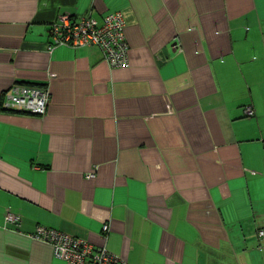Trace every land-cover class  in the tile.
<instances>
[{"label": "crops", "instance_id": "1", "mask_svg": "<svg viewBox=\"0 0 264 264\" xmlns=\"http://www.w3.org/2000/svg\"><path fill=\"white\" fill-rule=\"evenodd\" d=\"M117 12L127 68L49 49L60 17ZM16 84L44 116L3 108ZM40 227L126 264H264V0H0V264H72Z\"/></svg>", "mask_w": 264, "mask_h": 264}, {"label": "built area", "instance_id": "2", "mask_svg": "<svg viewBox=\"0 0 264 264\" xmlns=\"http://www.w3.org/2000/svg\"><path fill=\"white\" fill-rule=\"evenodd\" d=\"M49 32L53 39L50 50L61 46L73 49L96 46L103 52L109 66L127 68L130 64L126 21L120 12L108 14L101 23L91 16L80 20L62 16L50 26ZM50 99L51 94L46 87L16 84L4 94L2 106L7 111L44 116ZM246 113L247 116L254 115L252 109H248ZM7 220L15 223L18 217L8 214ZM103 232H109L108 224L104 225ZM32 237L50 245L55 258L72 264H126L106 248H96L84 240L59 231L40 227ZM260 237H264V230L260 232Z\"/></svg>", "mask_w": 264, "mask_h": 264}]
</instances>
